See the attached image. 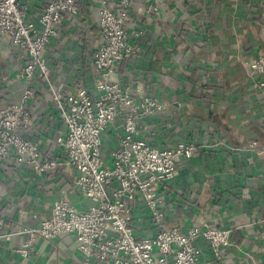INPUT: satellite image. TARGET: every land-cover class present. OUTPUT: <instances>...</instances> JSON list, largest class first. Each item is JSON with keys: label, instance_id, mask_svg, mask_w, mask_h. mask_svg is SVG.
<instances>
[{"label": "crops", "instance_id": "obj_1", "mask_svg": "<svg viewBox=\"0 0 264 264\" xmlns=\"http://www.w3.org/2000/svg\"><path fill=\"white\" fill-rule=\"evenodd\" d=\"M81 1L82 15L68 17L46 50L51 81L63 82L64 94L82 86L95 90L98 77L92 64L101 41L97 0ZM43 3H30L29 18L37 17ZM131 6L129 26L144 32L141 50L116 66L114 79L136 99L152 97L165 105L138 120L140 137L158 148L195 144L192 157L178 158L175 177L161 191L167 226L185 230L206 222L231 229L223 263L264 264V153L248 149L254 140L264 143V86L255 85L261 76L254 78L246 64L264 56V0H164L157 11L147 10L145 0ZM22 65L18 49L0 43V105L19 98L14 81ZM28 108L33 122L25 136L44 156H60L57 141L66 125L45 80H35ZM119 131L117 121L104 135L107 155ZM76 175L70 165L41 174L11 160L0 175L3 215L10 224L36 227L60 195L88 208L91 202L73 187ZM136 220L140 234L155 232L139 207ZM25 241L27 234L1 238L0 264H107L83 254L71 233L52 240L37 236L26 254L18 251ZM201 246L207 262L209 248Z\"/></svg>", "mask_w": 264, "mask_h": 264}, {"label": "built area", "instance_id": "obj_2", "mask_svg": "<svg viewBox=\"0 0 264 264\" xmlns=\"http://www.w3.org/2000/svg\"><path fill=\"white\" fill-rule=\"evenodd\" d=\"M32 1L0 0V43H10L23 59L14 81L20 96L0 105V175L11 160L13 166L41 174L70 165L77 171L73 187L91 205L81 209L60 195L53 201L51 215L32 227L10 224L0 203V239L29 235L30 241L18 248L26 254L37 236L52 240L71 233L83 254L102 263L226 264L222 248L232 244L231 229L206 222L185 230L167 226L161 191L175 177L178 158L192 157L195 144L181 141L158 148L141 138L138 120L163 111L165 105L152 97L136 99L114 79L116 66L141 50L138 41L144 32L129 26L132 0H97L93 12L98 16L101 41L92 53L98 75L95 90L82 86L67 94L63 82L51 81L46 50L66 19L82 15L85 7L81 0H44L37 17L31 19ZM145 2L147 10L157 11L164 0ZM246 64L254 78L261 76L255 85L263 87L264 56ZM38 78L46 81L58 117L66 125L57 141L60 156H44L40 146L25 136L33 122L28 105ZM117 121V142L107 155L104 135ZM248 149L262 154L264 143L254 140ZM138 207L154 225L152 234L138 232ZM201 243L209 248L207 262L202 261Z\"/></svg>", "mask_w": 264, "mask_h": 264}]
</instances>
